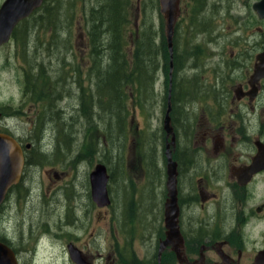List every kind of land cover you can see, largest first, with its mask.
<instances>
[{"label": "flooded vegetation", "instance_id": "1", "mask_svg": "<svg viewBox=\"0 0 264 264\" xmlns=\"http://www.w3.org/2000/svg\"><path fill=\"white\" fill-rule=\"evenodd\" d=\"M6 1L0 0V8ZM225 1L224 20L231 23H217L216 29L202 32L207 46L203 50L197 45L192 52L193 77L184 79L179 70L185 65L176 62L173 88V65L169 69V85L163 101L166 111L170 108L172 134L167 135L163 128V169L156 181L153 173L146 180L147 184L154 183L153 188L159 182L154 193L160 197V203L149 211L153 220L149 223L147 256L134 257L135 262L134 241L118 240L115 216L106 215L115 203V194L110 189L112 175L104 164L97 163L85 179L89 185L86 190L89 210L81 217L79 226L68 218L59 220L61 225L65 223L64 228L71 230L66 233L61 251L64 264H78L69 252L79 254L81 264H264V0ZM39 10L16 23L8 41L0 45V51L6 54L0 76L5 75L2 74L5 63L9 65L10 58L17 60L21 55L24 25L38 21ZM21 108L22 101L14 107L0 94V138L6 142L11 138L15 142L9 144L11 150L15 149L22 157L18 178L17 165L10 161L9 170L16 178L9 185L7 178L4 181L0 248L3 258L15 264H40V249L37 256H33V249L24 253L23 235L18 231L24 224L22 202L25 195L26 198L31 195L27 171L35 166L33 144L18 133L19 129L22 131V125L18 124L23 117ZM14 117L16 124L12 126ZM4 146L7 148V143ZM168 151L177 171L179 258L169 244H163L160 249L168 231L165 224L169 198ZM4 165L6 168L0 173H7V162ZM97 165L106 168L108 177L109 205L103 207L96 204L91 194L90 176ZM136 202L134 199V211ZM129 214L132 215L131 210ZM108 216L110 229L105 245L101 235ZM74 229L83 230L84 235L73 233ZM139 234L146 243L147 238ZM35 242L37 249L39 242L42 244L39 236Z\"/></svg>", "mask_w": 264, "mask_h": 264}, {"label": "rangeland", "instance_id": "2", "mask_svg": "<svg viewBox=\"0 0 264 264\" xmlns=\"http://www.w3.org/2000/svg\"><path fill=\"white\" fill-rule=\"evenodd\" d=\"M47 1L49 8H54L55 1L60 2L55 14L64 29L58 36L50 27L49 17L39 15L35 25L29 23L24 29L21 55L17 60L10 58L2 72L5 75L0 76L1 96L14 107L22 101L23 117L18 122L22 131L19 129L18 133L33 144L35 152V166L27 171L31 195L29 198L25 195L22 202L24 224L18 230L23 235L24 253H31L33 249V256H37L40 249V264H64L61 251L66 233L71 230L64 228L65 223L61 225L59 220L63 222L68 218L79 226L81 217L89 210L86 176L97 163H102L112 175L110 189L115 194V203L106 215L115 216V231L120 242L126 238L134 241L132 257L136 262L147 256L146 244L151 236L149 223L153 220L149 211L160 203L159 194L154 193L159 182L153 188L154 183L147 184L146 180L148 182L151 173L155 174V181L158 179L164 159L166 102L163 100L169 85L170 65L158 0H142L141 26L128 24L122 29L123 34L129 27L136 28L134 41L131 42L129 35L124 43L125 49L132 52V59L144 46L139 52L140 70L133 71L142 82L138 84L135 79L139 96L144 93V97L139 99L138 96L136 100L131 94L124 110L111 98L105 106L94 99L101 93L96 92L95 84L102 85L103 73L108 70V67L105 70L106 58L111 56L112 50L106 49L110 40L101 26L82 21L92 7L96 16L109 23L111 8L106 7L109 0H73L70 4L71 0ZM226 7L225 0H180L173 49L176 62L185 65L179 70L184 79L193 77L191 56L194 48L199 45L206 49L202 32L216 29L217 23H231L224 20ZM100 9L103 11L99 12ZM136 11L137 8L130 9L133 14ZM69 19L74 21L66 23ZM5 56V51H0V67ZM143 69L146 76L141 73ZM31 76L33 87L29 84ZM82 96L87 103H84L86 110L83 112L80 111ZM189 101L193 103L191 98ZM120 111L123 125L118 120ZM15 124L16 117L11 121L12 126ZM35 167L37 169L32 171ZM134 199L137 200L135 211ZM107 219L101 235L105 245H108L105 237L110 229L109 216ZM72 232L84 235L83 230ZM140 232L147 238L146 243ZM37 236L42 244L39 242L34 249Z\"/></svg>", "mask_w": 264, "mask_h": 264}, {"label": "trees", "instance_id": "3", "mask_svg": "<svg viewBox=\"0 0 264 264\" xmlns=\"http://www.w3.org/2000/svg\"><path fill=\"white\" fill-rule=\"evenodd\" d=\"M130 1L131 2L129 3V0H109L108 5L106 6L111 8L110 15L108 16V19L110 21L109 23L105 22V20H101L100 17L96 16L95 15L96 12H94V9L92 7L88 10L89 12L85 13L82 17L83 22L90 23L95 27L101 26V29H103L104 32H106L110 40L106 49L110 48L112 50L111 56L110 57L107 56L106 58L105 70L107 69V67L108 70L105 73H103L102 85L100 84L98 87V84H95L96 92L100 91L101 93H99L98 96H95L94 99L99 105L105 106V104H108L110 102V98H111V101H115V103L118 104L119 107L122 108V110H124L127 107L126 101L128 100L131 94H134V98H136L137 100V97L139 96V92H140L138 84L142 83L139 82V77L137 78L135 77L133 71L138 72V70H140L141 64H139V56H140L139 52L140 50H143L144 46L138 49L136 56L134 57V59H132L130 57V54L132 52L128 49H125L124 43L127 42L129 35H131V42L134 41V34L136 28L134 26L129 27L125 30L123 34H122V29L128 24L137 25V27L141 26V22L144 17L143 16L144 4L142 3V0H130ZM55 2L57 4L54 6V8H49L48 1L44 0L40 7L38 17L39 15H41V17L47 15L51 20V24H50V27H52L51 29L59 36L61 30H63L64 27L59 22V18L57 14H55V10L58 9V6H61L60 2L59 1H55ZM70 2H73V0L69 1L68 4H70ZM135 8H137L136 14L130 12V9L133 10ZM102 11L103 9L99 10V12ZM71 20L72 19H69L68 21H66V23H71ZM73 21L74 19L72 20V22ZM63 22L64 21L62 20V23ZM36 23L37 21L33 24ZM24 27H27V23H25ZM91 36L95 37L94 35ZM173 46H174V42H173ZM176 59L177 57L173 49V59H172V64L174 67V70L172 72L173 88H175L174 72L176 71L175 68ZM100 71H101V67H100ZM141 73L145 75L144 69L141 71ZM32 79L33 77L31 76V78H29L30 87L34 86ZM135 79L137 80L138 84L136 83ZM147 83H148V78H147ZM136 91H138V94L135 93ZM140 94L141 95L139 96V99L140 97H144V93H140ZM85 100L86 98L82 96L81 101L83 102V104L80 107L81 112H83V110L84 111L86 110V106H84V103L85 104L87 103L85 102ZM121 111L118 113V117H119L118 120L119 121L121 120V125H123L124 121L122 118Z\"/></svg>", "mask_w": 264, "mask_h": 264}, {"label": "water", "instance_id": "4", "mask_svg": "<svg viewBox=\"0 0 264 264\" xmlns=\"http://www.w3.org/2000/svg\"><path fill=\"white\" fill-rule=\"evenodd\" d=\"M43 0H7L2 7L0 8V45L6 43L9 39L12 28L16 23L20 20L27 18L32 11L39 8L42 4ZM180 0H158L159 4V13L162 15L164 19V35L167 44V48L169 51L170 58H172L173 52V36L175 25L178 20L180 10H179ZM170 108H168L164 122L163 128L167 135L172 134L171 121L169 117ZM15 143L11 138H8L7 142L0 138V170H5L6 166L4 165L7 162V173H0V203L2 200V195L5 190L4 181L7 178L10 181L16 178V175L9 170L10 161L15 163L17 168V178L21 172V155L20 153L16 154V150H11V146ZM173 144V139H172ZM8 145L7 148H4V145ZM11 144V146L9 145ZM10 147V148H9ZM168 162H167V190H168V201L165 205V224L167 228V238L165 241L161 243L160 249L162 245L169 244L174 248L176 255L179 258V253L177 250V242L178 241V230H177V200H176V163L171 160L170 152H167ZM107 174L106 168L103 165H97L90 176V186H91V194L93 200L100 207L109 205L108 203V194L106 190L107 185ZM2 181V183H1ZM71 259L76 263L81 264V257L79 254L73 255L72 252H69ZM4 257V252L0 248V264H15V262L6 260ZM80 257V258H79ZM79 258V259H78Z\"/></svg>", "mask_w": 264, "mask_h": 264}, {"label": "bare ground", "instance_id": "5", "mask_svg": "<svg viewBox=\"0 0 264 264\" xmlns=\"http://www.w3.org/2000/svg\"><path fill=\"white\" fill-rule=\"evenodd\" d=\"M169 59H170V61H169V65H170V67L169 68H172V59H173V52H172V58H170V55H169ZM169 106V105H168Z\"/></svg>", "mask_w": 264, "mask_h": 264}]
</instances>
